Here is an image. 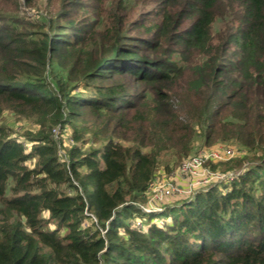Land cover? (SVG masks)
Wrapping results in <instances>:
<instances>
[{"label": "trees", "instance_id": "16d2710c", "mask_svg": "<svg viewBox=\"0 0 264 264\" xmlns=\"http://www.w3.org/2000/svg\"><path fill=\"white\" fill-rule=\"evenodd\" d=\"M220 143L239 173L139 207ZM0 264H264V0H0Z\"/></svg>", "mask_w": 264, "mask_h": 264}, {"label": "built area", "instance_id": "2783aa9c", "mask_svg": "<svg viewBox=\"0 0 264 264\" xmlns=\"http://www.w3.org/2000/svg\"><path fill=\"white\" fill-rule=\"evenodd\" d=\"M234 154V147L227 145H219L217 147L202 150L199 153L193 154L184 160L182 164L169 175L160 173L151 181L150 195L147 204H150V207L155 209V206H157V204L161 202V200L163 201L166 197L179 193H186L187 188L185 189V186H181L179 181L189 174L199 175L201 178L198 182L201 183V186L207 184L206 182L216 177L215 175L218 177L220 173L217 174L213 172L210 167L205 165V161L208 159H229L233 157ZM193 190L194 189L191 191Z\"/></svg>", "mask_w": 264, "mask_h": 264}, {"label": "rangeland", "instance_id": "374dc122", "mask_svg": "<svg viewBox=\"0 0 264 264\" xmlns=\"http://www.w3.org/2000/svg\"><path fill=\"white\" fill-rule=\"evenodd\" d=\"M27 9V8H26ZM24 6H22V10L20 11L21 14L23 13H27V11H29L27 14H32V15H36V9L33 8V9H27L26 10ZM38 10H43L44 11V8H43V5L42 7H39ZM38 13V12H37ZM26 14V15H27ZM198 57H200L198 55ZM2 120L6 123H8L11 128L14 130L15 134H21L22 132H24L26 129L27 130H32V131H35L38 129V124L37 122H34L28 118H20L16 115H13L12 113H8L6 112L5 115L2 117ZM89 124V123H88ZM70 132H71V127H68L66 128V130L64 132L61 133L60 131V128L54 126L52 129H51V134L54 135L56 138H60L62 137L66 142H70ZM221 144H224V143H220L219 145L221 146ZM27 145V144H26ZM217 147V146H216ZM210 149V148H209ZM235 149V155H241L242 151L240 148H237L236 146L234 147ZM60 152L62 153L63 151L60 150ZM175 168L169 170V171H163V173H165V175H168L170 174L172 171H175L174 170ZM213 170V172L219 174L220 175L217 177V175H215L216 177H214L213 179H211L210 181L206 182L207 184L211 183L213 184L214 182H218V181H222L226 178H232L234 175H236L237 173H239L242 168L240 169H235V170H226L224 171L223 169H211ZM159 172V171H158ZM160 173H158L156 176H158ZM200 176L199 175H196V174H189L187 175L186 177H183V179H180L179 183L181 184V186H185V189H186V193H179V194H175V195H171V196H168L166 197L163 201L161 200V202H159L157 204V206H155L156 208H152L150 207V204H140L139 207H141L142 210L144 211H155V210H162L165 208L166 205L168 204H173L175 202H177L178 200H180L182 196H184V194H189L191 193V190L192 189H196V188H200L202 187L201 186V183H199L198 181L200 180ZM205 183V182H204ZM203 184V183H202ZM206 186L208 185H205L204 187L206 188ZM189 190V191H188ZM154 205V204H153ZM141 222V223H140ZM159 223H164L165 220L162 218H159L158 221ZM133 225L135 227H143V228H146V225H145V221L143 220L142 217L140 216H135V219L133 220Z\"/></svg>", "mask_w": 264, "mask_h": 264}]
</instances>
